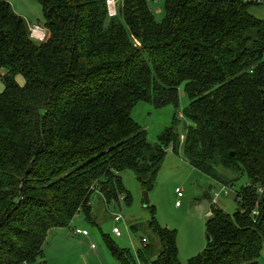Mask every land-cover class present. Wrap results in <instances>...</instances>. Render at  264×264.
Instances as JSON below:
<instances>
[{
    "label": "trees",
    "instance_id": "16d2710c",
    "mask_svg": "<svg viewBox=\"0 0 264 264\" xmlns=\"http://www.w3.org/2000/svg\"><path fill=\"white\" fill-rule=\"evenodd\" d=\"M37 1L42 41L0 0V264H47L44 248L53 231L79 228L72 222L81 214L96 225L95 197L107 214L120 194L130 205L125 171L149 193L170 148L182 149L213 183L224 178L222 169L235 174L226 185L241 178L252 184L239 189L235 213L211 206L210 242L186 264H258L264 248V193L257 191L264 189V18L242 0H167L160 23L151 0H119L114 17L108 0ZM181 87L189 98L186 133H178L175 116L150 143L133 109L146 102L177 110ZM95 184L103 196L91 191ZM147 208L162 249L142 245L135 260L103 235L114 258L118 264H183L177 231L157 221L154 206Z\"/></svg>",
    "mask_w": 264,
    "mask_h": 264
},
{
    "label": "rangeland",
    "instance_id": "374dc122",
    "mask_svg": "<svg viewBox=\"0 0 264 264\" xmlns=\"http://www.w3.org/2000/svg\"><path fill=\"white\" fill-rule=\"evenodd\" d=\"M13 10L21 15L31 26H43L44 18L42 7L37 0H7ZM167 0H151V9L157 22H163L166 18ZM250 12L257 18H264V7L251 5ZM5 73V72H3ZM20 85L25 84L22 76H17ZM180 89L179 107L173 106L157 109L146 102H139L132 111V119L145 128L150 143H156L158 137L170 127L175 116L179 119L177 124L178 133L185 134L190 121L183 116L185 108L189 104V98ZM4 91V84L0 74V93ZM221 184L235 177V174L221 169ZM125 189L131 195L132 202L127 205L112 208L111 212L121 214L123 220L115 223L113 217L107 214L105 205L95 203L93 200L94 213L97 224L87 221L83 214L76 217L72 226L85 228L90 236L85 237L73 232V228L53 231L45 245V260L47 264H118L104 236L109 235L120 249H128L137 260V250L143 244H152L158 250L162 249L160 240L149 228L150 211L145 206V194L131 171L122 173ZM212 180L204 173L195 169L182 149L173 152L170 148L167 152L161 169L158 173L154 188L147 193L150 206L156 209V219L162 225L178 232L179 260L186 264L190 259L204 251L208 244L206 233V221L208 212L211 210L210 197ZM248 183L247 178L237 180L235 190H239ZM182 190V197H178L176 189ZM213 189V190H211ZM179 203V205H177ZM218 206L226 212L233 214L240 210V205L231 197L220 198ZM136 232L132 231V227ZM114 227H119L122 237L117 238L112 234ZM191 227L189 233L188 228ZM205 243V247L203 245ZM95 249H92V245ZM199 251V252H198ZM264 261V248L259 261Z\"/></svg>",
    "mask_w": 264,
    "mask_h": 264
},
{
    "label": "built area",
    "instance_id": "2783aa9c",
    "mask_svg": "<svg viewBox=\"0 0 264 264\" xmlns=\"http://www.w3.org/2000/svg\"><path fill=\"white\" fill-rule=\"evenodd\" d=\"M119 0H108L107 1V5H108V11H109V16L110 17H114L117 14V3ZM245 3H248L250 5H258V6H262L264 7V0H242ZM29 29H30V33H31V37L35 40H39L42 41L45 39L46 37V31L40 27V26H31L29 25ZM183 139V137H182ZM252 184L250 182H248L246 184V187H251ZM235 185L231 184V185H226V184H221L218 183L215 187H214V191L212 192V205H218V203L220 202V198L222 196L224 197H231L237 202L240 203L241 201V197L239 196V190H235ZM91 191L94 192L95 196H103V194L100 192V190L98 189V185L95 184L91 187ZM257 191L259 193H264V189L259 187L257 189ZM176 193L178 194V197H182V190L181 189H176ZM126 201V195L125 194H120L118 196V201L112 203L111 207H108V210L110 211V214L113 217V220L115 223H120L123 220V216L121 214H117V213H113L111 212L112 208H116L118 206H120L121 203H125ZM107 204V203H106ZM177 205H179V203H177ZM211 215V213H210ZM253 215H257L258 216V211L254 210L253 211ZM73 232L75 234L78 235H83L85 237L89 236V232L85 229L82 228H73ZM112 234L117 237L120 238L122 237V231L119 227H114L112 230ZM92 249H95V245L93 244ZM138 264H144L140 261L137 262Z\"/></svg>",
    "mask_w": 264,
    "mask_h": 264
},
{
    "label": "crops",
    "instance_id": "0c3cea01",
    "mask_svg": "<svg viewBox=\"0 0 264 264\" xmlns=\"http://www.w3.org/2000/svg\"><path fill=\"white\" fill-rule=\"evenodd\" d=\"M7 1V0H6ZM11 4V3H10ZM2 74H3V72H2ZM212 184V187H215L218 183H211ZM211 190H213V189H211ZM211 192H213V191H211ZM210 199V201L212 200V195H211V197L209 198ZM100 202H101V200L99 199V198H96L95 197V203H98V204H100ZM212 202V201H211ZM92 206H94V204H92ZM212 206V205H211ZM210 213H211V210H210V212H208V218H209V216H210ZM207 218V219H208ZM79 228H81V227H79ZM83 229H85V228H83ZM188 231H189V233L191 232V227H189L188 228ZM178 233V232H177ZM89 236H90V233H89ZM177 243H178V238H177ZM143 245H145V244H143ZM205 247V243H204V245H203V248ZM178 249H179V244H178ZM199 252V251H198ZM180 257V256H179ZM259 263L258 264H264V261H263V258H262V263H261V261H258Z\"/></svg>",
    "mask_w": 264,
    "mask_h": 264
},
{
    "label": "water",
    "instance_id": "95a60500",
    "mask_svg": "<svg viewBox=\"0 0 264 264\" xmlns=\"http://www.w3.org/2000/svg\"><path fill=\"white\" fill-rule=\"evenodd\" d=\"M145 206L146 207L150 206L149 195L147 193L145 194ZM208 242H210L209 238H208Z\"/></svg>",
    "mask_w": 264,
    "mask_h": 264
}]
</instances>
